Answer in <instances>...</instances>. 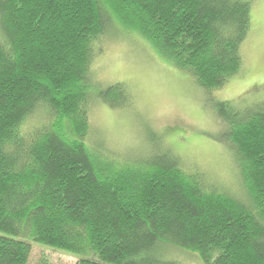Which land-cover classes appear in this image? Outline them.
<instances>
[{"label":"trees","instance_id":"obj_1","mask_svg":"<svg viewBox=\"0 0 264 264\" xmlns=\"http://www.w3.org/2000/svg\"><path fill=\"white\" fill-rule=\"evenodd\" d=\"M114 24L218 89L242 69L251 2L0 0V264H27L31 241L76 264H183L169 248L192 264H264V100L213 105L242 197L168 151L122 162L94 153L92 103L130 101L123 83L102 87L91 69Z\"/></svg>","mask_w":264,"mask_h":264},{"label":"rangeland","instance_id":"obj_2","mask_svg":"<svg viewBox=\"0 0 264 264\" xmlns=\"http://www.w3.org/2000/svg\"><path fill=\"white\" fill-rule=\"evenodd\" d=\"M251 2V24L244 40L242 69L221 88L208 89L189 72L164 58L137 32L115 25L108 29L91 64L93 76L104 86L123 83L130 93L125 106L112 107L99 98L91 105L87 142L93 152L118 161H147L176 154L188 172L200 173L219 190L244 196L237 155L224 142L227 126L216 115L217 100L244 103L264 100V0ZM45 118H30L27 128ZM224 139V140H223ZM27 264H76V254L31 241ZM169 258L192 261L177 249ZM95 257V256H94Z\"/></svg>","mask_w":264,"mask_h":264},{"label":"snow or ice","instance_id":"obj_3","mask_svg":"<svg viewBox=\"0 0 264 264\" xmlns=\"http://www.w3.org/2000/svg\"><path fill=\"white\" fill-rule=\"evenodd\" d=\"M260 19H261V22L264 23V11H262ZM262 82H264V81H262Z\"/></svg>","mask_w":264,"mask_h":264}]
</instances>
